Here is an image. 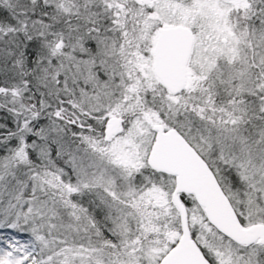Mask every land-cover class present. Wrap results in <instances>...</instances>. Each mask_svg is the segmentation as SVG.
<instances>
[{
    "label": "snow or ice",
    "instance_id": "6c2138e0",
    "mask_svg": "<svg viewBox=\"0 0 264 264\" xmlns=\"http://www.w3.org/2000/svg\"><path fill=\"white\" fill-rule=\"evenodd\" d=\"M0 264H264V0H0Z\"/></svg>",
    "mask_w": 264,
    "mask_h": 264
}]
</instances>
